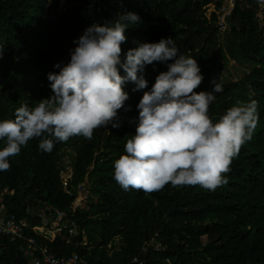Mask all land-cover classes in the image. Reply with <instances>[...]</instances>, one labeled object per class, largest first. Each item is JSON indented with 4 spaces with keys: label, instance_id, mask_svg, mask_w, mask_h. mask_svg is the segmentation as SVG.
I'll return each instance as SVG.
<instances>
[{
    "label": "trees",
    "instance_id": "obj_1",
    "mask_svg": "<svg viewBox=\"0 0 264 264\" xmlns=\"http://www.w3.org/2000/svg\"><path fill=\"white\" fill-rule=\"evenodd\" d=\"M62 2L65 11L56 13ZM47 3L0 0V46L4 50L0 59V121L14 119L21 104L34 107L51 95L47 74L59 71L54 64L68 62L70 50L76 47L73 41L87 26L134 12L142 23L127 30L122 52L135 48L133 41L157 42L171 37L179 52L195 58L200 67L204 79L194 91H211L213 80L222 85L223 91L215 93L216 99L209 105L210 118L215 122L238 102L255 100L258 124L251 140L233 159L226 174L228 183L216 190L169 183L151 193L132 188L125 191L113 178V162L126 154L124 145L135 134L136 105L143 92L167 70L166 63L146 65L147 88L134 91V83L124 85L129 99L114 121L121 124L119 128L108 125L95 129L90 140L75 136L57 142L50 153L39 150V139H32L19 155L8 158L10 169L0 171L4 207L29 228L23 238L0 240V264H29L22 253L29 239L58 258L77 253L91 264H131L155 232L164 250L147 254L146 264H264L262 2L238 1L230 30L220 42L216 14L211 13L209 19L206 16L208 5L220 4L216 0H52L51 10ZM231 61L247 71L236 81L223 82L221 75L229 72ZM5 146L6 141L0 140V149ZM64 175L70 176L64 180ZM85 182L89 195L75 212L79 234L71 241L65 231L56 233L52 241L37 235L32 228L43 225L38 212L50 208L70 215L76 188ZM83 238L86 245L81 244ZM112 244L119 248L110 250Z\"/></svg>",
    "mask_w": 264,
    "mask_h": 264
},
{
    "label": "clouds",
    "instance_id": "obj_2",
    "mask_svg": "<svg viewBox=\"0 0 264 264\" xmlns=\"http://www.w3.org/2000/svg\"><path fill=\"white\" fill-rule=\"evenodd\" d=\"M140 23L138 14L125 12L83 30L73 41L68 62L54 64L59 71L47 74L51 95L34 107L21 104L14 119L0 121V140L6 141L0 171H8V158L19 155L32 139H39V150L50 153L57 142L75 136L90 140L95 129L108 125L119 128L114 121L129 99L124 85L134 83V91L147 88L145 66L159 62L167 70L155 77L136 105L135 134L124 145L126 154L113 162L114 180L125 191L146 193L169 183L209 191L228 183L233 159L257 127V101L238 102L214 122L208 109L222 85L213 80L211 91H194L204 79L200 67L195 58L179 52L171 37L133 41L137 46L122 52L127 30ZM3 54L0 46V59Z\"/></svg>",
    "mask_w": 264,
    "mask_h": 264
},
{
    "label": "built area",
    "instance_id": "obj_3",
    "mask_svg": "<svg viewBox=\"0 0 264 264\" xmlns=\"http://www.w3.org/2000/svg\"><path fill=\"white\" fill-rule=\"evenodd\" d=\"M220 2L218 7L214 4L208 5L206 16L209 19L211 13L216 14L215 27L218 32V42H220L223 36L230 30V18L234 10V7L238 1L241 0H216ZM262 2V7L264 8V0H259ZM66 7L61 5L57 9V13L64 12ZM257 17L260 19L261 14L258 13ZM68 178V177H67ZM67 178L63 177L64 180ZM66 193L67 190H64ZM77 195L71 204L70 215L65 211L60 209H50L48 214L45 210H40L38 212V217L42 219L43 225L40 227H33L34 232L42 237H46V233L53 234V238L56 233L65 231L67 235V241H71L72 238L79 234L78 224L75 220V212L79 208H82L84 199L89 195V188L86 183H81L76 188ZM49 215L50 218H47ZM49 223V226L47 224ZM48 227V228H46ZM29 228L25 221H19L13 214H8L5 210L3 203V196L0 193V240L9 239H20L23 238L24 230ZM81 242L82 245H86V241ZM164 250V246L159 239V235L155 232L150 239L146 240L141 247V256L133 257L131 264H146L145 256L147 254H159ZM22 253L29 259V264H91L87 260L79 257L77 253H72L68 257L58 258L53 253H51L45 247H37L32 240H28L24 248H22Z\"/></svg>",
    "mask_w": 264,
    "mask_h": 264
},
{
    "label": "rangeland",
    "instance_id": "obj_4",
    "mask_svg": "<svg viewBox=\"0 0 264 264\" xmlns=\"http://www.w3.org/2000/svg\"><path fill=\"white\" fill-rule=\"evenodd\" d=\"M61 5H63V2L59 4L58 8H59ZM46 8L49 9V10H51V8H52V7H51V4L47 3ZM58 8H57V9H58ZM56 13H57V12H56ZM81 34H82V32L80 33V35H81ZM230 64L232 65V67L230 68L229 72H228V73L223 72L222 75H221V80H222L223 82H226V81H229V80L236 81L237 76H241V74H242L243 72L247 71V68L244 67L243 65L235 64V63H233L232 61L230 62ZM69 176H70V175H67V176L64 175L65 178H67V177H69ZM85 183L89 186V184H88L87 182H85ZM112 245H113L112 247H111V245H109V247H111L110 250H113L112 248H114V247H115V248H119L117 245H114V244H112ZM95 259L98 260L97 256L95 257Z\"/></svg>",
    "mask_w": 264,
    "mask_h": 264
},
{
    "label": "crops",
    "instance_id": "obj_5",
    "mask_svg": "<svg viewBox=\"0 0 264 264\" xmlns=\"http://www.w3.org/2000/svg\"><path fill=\"white\" fill-rule=\"evenodd\" d=\"M46 237H47V239H49V240H53V234H51V233H46ZM85 241H86V239H84Z\"/></svg>",
    "mask_w": 264,
    "mask_h": 264
},
{
    "label": "water",
    "instance_id": "obj_6",
    "mask_svg": "<svg viewBox=\"0 0 264 264\" xmlns=\"http://www.w3.org/2000/svg\"><path fill=\"white\" fill-rule=\"evenodd\" d=\"M45 213L47 214L48 213V210H45Z\"/></svg>",
    "mask_w": 264,
    "mask_h": 264
}]
</instances>
